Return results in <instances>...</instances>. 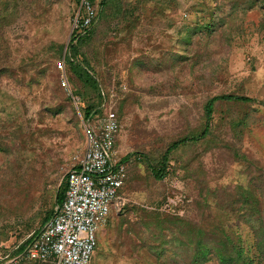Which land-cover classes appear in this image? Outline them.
Masks as SVG:
<instances>
[{
  "label": "rangeland",
  "instance_id": "obj_1",
  "mask_svg": "<svg viewBox=\"0 0 264 264\" xmlns=\"http://www.w3.org/2000/svg\"><path fill=\"white\" fill-rule=\"evenodd\" d=\"M11 3L19 15L3 23ZM241 3L112 0L81 49L109 95L105 109L119 121V158L144 153L160 159L172 142L202 128L209 98L236 92L255 100L249 105L254 122L242 139L232 132L227 112L217 114L208 144L178 150L164 180L155 179L145 163H131L110 219L96 234L91 264H165L150 250L161 243L159 230L137 223L142 214L136 208L168 217L166 241L185 239L181 231L191 226L241 238L255 253L245 222L251 210L235 199L238 187L253 190L264 218V14ZM77 12L72 0H0V264L30 263L14 260V253L52 212L67 172L87 149L78 107L86 109L91 89L69 74L70 91L79 95L71 100L58 73ZM211 17L213 34L202 31L184 46L187 30ZM196 53L209 60L192 69ZM183 54L191 60H181ZM232 110L237 117L239 109L226 111Z\"/></svg>",
  "mask_w": 264,
  "mask_h": 264
},
{
  "label": "trees",
  "instance_id": "obj_2",
  "mask_svg": "<svg viewBox=\"0 0 264 264\" xmlns=\"http://www.w3.org/2000/svg\"><path fill=\"white\" fill-rule=\"evenodd\" d=\"M74 4L79 7L81 0H72ZM241 4H248L250 7L258 6L260 7L261 13L264 14V0H240ZM94 3H100V11L95 19L94 24L91 28L86 31L73 30L70 43L63 54L64 47H61V61L65 63L66 76L70 85L71 79L69 74L76 76L80 79L85 86L91 89V94L88 95L90 102L88 103L86 109L78 107L79 112L84 114L83 120L87 121L91 116H99L103 118L106 116L105 108L109 104V95L105 91L102 81L96 77L94 69L90 67V64L83 58L81 54V49L87 45L88 41L91 40L93 35L96 32L97 27L102 23L103 19L108 16V11L112 8V0H91ZM11 9V12L3 16V23H13L16 21L15 17L19 15L15 5ZM212 19V17H211ZM210 21L206 20L201 26L196 25L192 29L187 30L186 37L182 38L181 42L184 46L190 47L193 44L194 36L200 32H206L208 34H213L214 28L216 26L214 19ZM262 27L264 28V22H262ZM238 26L236 29H240ZM215 33V32H214ZM234 40V35L231 31L227 33V44L231 45ZM179 58L183 61L191 60L188 54L180 55ZM209 60L208 55L196 53L193 57V62L190 64V68L196 69L201 66V64L207 63ZM177 65L176 63L174 66ZM58 73L62 75V71L58 68ZM61 80V79H60ZM65 89V87L62 86ZM66 90V89H65ZM93 92V93H92ZM72 94V95H70ZM68 94L69 98L72 100L74 96H79L71 89V93ZM82 101V99H81ZM255 100L247 97L240 96L236 92L231 93H222L212 98H209L204 105V114L201 129H197L194 133L182 137L177 141L172 142L161 155L160 159L156 160L154 154H144V153H135L129 154L126 157L121 158L123 163L128 165L127 169V180L129 178V169L130 164H146L148 170L151 172V175L155 179L162 181L171 174V162L173 155L177 153L178 150L185 149L186 147H194L197 144H200L202 141L204 144H208L209 138L212 135L213 123L215 116L217 114L223 113L230 118L229 123L231 125V130L234 135L242 139L249 129V127L254 122V116L249 112V105H252ZM235 107L239 109L237 117H232V111H226L229 108ZM118 120V119H117ZM119 123V121H118ZM120 124L119 132L116 136L115 149H117L118 137L120 134ZM173 167V166H172ZM125 183V185H126ZM125 186L123 187V189ZM122 189V190H123ZM122 190L119 193V196L122 193ZM238 192L236 193V202L240 203L243 207H248L251 210V215L246 217L245 222L252 228V238L254 242L255 253L253 256L248 252L243 244L241 238L238 241L229 236L227 233H222L220 235H210L206 234L201 230V228H193L191 226L187 227L189 230L182 229V234L185 235V239L174 238L173 240L166 241L168 235H165L162 232V228H165V224L168 222L167 218L164 217L161 213H153L146 209L136 208L138 215L142 214L140 219L137 221L142 222L144 227L152 228L154 231L159 230L158 241L161 243L158 247L151 246L150 250L152 256L158 263L169 264L172 262L176 264H264V218L261 217L260 209L258 208V203L255 198L253 190L248 188L238 187ZM68 191V182L65 179L60 188L58 189L54 207L50 214H48L44 220L42 226L23 244L18 247L14 253V260H16L24 251V249L29 245L34 237L39 233L40 229L47 223L54 215L55 209L57 206H62L66 199V194ZM114 210V209H113ZM112 210V212H113ZM112 214V213H111ZM111 216V215H110ZM110 216L107 220V223L110 219ZM170 223H176L170 221ZM131 224V223H129ZM125 224L120 225L121 232L127 234L128 230H124ZM175 244L176 248L168 250L166 245ZM123 244L117 245V248H120ZM96 255V254H95ZM28 264H43L41 262H30Z\"/></svg>",
  "mask_w": 264,
  "mask_h": 264
},
{
  "label": "built area",
  "instance_id": "obj_3",
  "mask_svg": "<svg viewBox=\"0 0 264 264\" xmlns=\"http://www.w3.org/2000/svg\"><path fill=\"white\" fill-rule=\"evenodd\" d=\"M100 8L99 2L81 0L73 30L91 28ZM58 68L63 74L62 86L71 93L64 61ZM110 112L106 110L103 118L95 115L84 121L87 149L66 174V199L17 258L19 262L91 264L98 247L96 234L107 225L127 180L128 165L115 149L119 123Z\"/></svg>",
  "mask_w": 264,
  "mask_h": 264
}]
</instances>
